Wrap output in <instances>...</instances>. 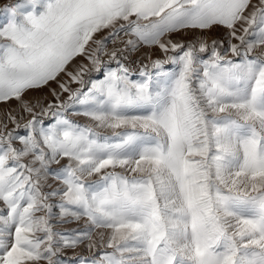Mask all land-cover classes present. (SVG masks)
Masks as SVG:
<instances>
[{"label":"snow or ice","instance_id":"snow-or-ice-1","mask_svg":"<svg viewBox=\"0 0 264 264\" xmlns=\"http://www.w3.org/2000/svg\"><path fill=\"white\" fill-rule=\"evenodd\" d=\"M0 17V264H264V0Z\"/></svg>","mask_w":264,"mask_h":264},{"label":"rangeland","instance_id":"rangeland-1","mask_svg":"<svg viewBox=\"0 0 264 264\" xmlns=\"http://www.w3.org/2000/svg\"><path fill=\"white\" fill-rule=\"evenodd\" d=\"M2 2H3V0H0V4H2ZM0 18H2V17H0Z\"/></svg>","mask_w":264,"mask_h":264}]
</instances>
